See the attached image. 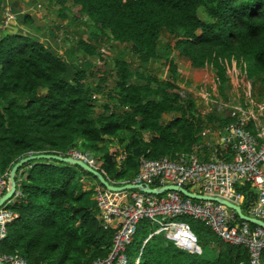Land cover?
<instances>
[{
  "label": "trees",
  "instance_id": "1",
  "mask_svg": "<svg viewBox=\"0 0 264 264\" xmlns=\"http://www.w3.org/2000/svg\"><path fill=\"white\" fill-rule=\"evenodd\" d=\"M47 1L58 5L60 14L68 3L77 7L100 37L129 46L142 65L163 61L170 78L133 71L124 59H115L109 102L95 113L92 95L101 89L99 84L92 88L85 74L87 58L101 56L94 39L93 44L78 40L86 59L76 67L35 36L3 33L0 177L6 181L28 155L88 153L95 169L115 186L135 179L140 159L174 158L196 149L208 160L211 135L203 132L223 134L239 119L222 107L230 99L229 70L236 67L238 76L264 86V0ZM7 8L0 0V22ZM174 52L194 68L211 67L216 93L210 99L221 112L202 115L191 98L180 95ZM241 107L248 109L243 100ZM244 128L259 132L248 118ZM89 177L101 185L78 165L54 159L23 163L14 178L21 196L2 205L18 217L7 226L0 255L18 254L30 264H91L106 258L115 231L101 225L95 186L82 184ZM237 188L253 193L250 184ZM173 220L188 226L200 253L178 247L159 225L143 219L126 247V264H249L247 249L224 243L203 223L187 216Z\"/></svg>",
  "mask_w": 264,
  "mask_h": 264
},
{
  "label": "built area",
  "instance_id": "2",
  "mask_svg": "<svg viewBox=\"0 0 264 264\" xmlns=\"http://www.w3.org/2000/svg\"><path fill=\"white\" fill-rule=\"evenodd\" d=\"M13 18L6 11L0 26L10 24ZM245 120L239 118L238 122L225 127L223 134L209 129L203 132V135H212L211 140L206 142L208 160H202L196 149L174 158L140 159L138 174L128 184L150 189L178 186L190 193L221 198L239 207L241 201L247 202L249 193L239 191L237 186L250 184L252 201L248 205L250 213L245 215L264 222V130L253 135L244 128ZM76 152H69L70 157L94 167L95 161L91 155ZM201 154L204 152L201 151ZM8 187L9 182L0 177V197ZM13 196L16 199L21 194L15 190ZM94 197L102 227L114 230L115 234L108 256L91 264H126V247L143 219L159 225L166 236L177 243L176 231L185 227L189 229L185 223L173 220L179 216L203 223L226 244L247 249L249 264H264L261 259L264 228L241 219L238 222L235 211L223 204L193 200L177 191L160 195L138 189L113 192L102 185L95 186ZM17 217L15 212L0 206V242L6 237L7 226ZM173 229L176 231L171 233ZM0 262L30 264L18 254L0 255Z\"/></svg>",
  "mask_w": 264,
  "mask_h": 264
},
{
  "label": "rangeland",
  "instance_id": "3",
  "mask_svg": "<svg viewBox=\"0 0 264 264\" xmlns=\"http://www.w3.org/2000/svg\"><path fill=\"white\" fill-rule=\"evenodd\" d=\"M6 7L10 9H6V11L11 13L14 18L10 25L0 26V32L35 36L42 44L48 45L53 51L65 56L69 63L75 62L72 64L76 67H78L79 61L86 59L82 51L78 50V40H88L91 43L95 40V45L98 46L97 50L101 56L87 58L89 67L85 71L89 85L96 88L99 84L101 89L100 93L92 95L95 113L100 112L102 104L109 102L107 95L114 85L113 65L115 59H124L133 71L152 74L159 79L170 78L167 66L162 65L163 61H154L148 65L140 64L129 46L114 42L105 36L100 37L97 31L94 32L95 29L91 22L83 16H78V8L70 3L65 6L61 14L59 6L47 0H8ZM25 16H28L27 21L24 20ZM173 60L179 73L176 84L180 95L183 98H191L196 109L202 115L209 110L221 112L220 104L217 105L210 99V96L216 93L213 81L214 73L211 67L194 68L190 65L189 60L179 57L176 52L173 53ZM228 75L230 77V99L222 107H227L233 115L238 113L239 118L241 115L242 118L251 119L255 127L259 128L258 131H263L264 86L255 85L252 81L238 76L239 70L236 67L230 69ZM101 78H105L104 82L100 81ZM242 100L248 106L247 110L242 109ZM165 117L170 119L168 115ZM211 136L207 139L211 140ZM122 159L123 156H120L119 160ZM92 180L91 177L84 178L82 180L83 187L96 186ZM12 199L13 197L5 203L11 204ZM240 207L244 214L250 213V209H246L243 201L240 202ZM175 231L176 229H173L171 233Z\"/></svg>",
  "mask_w": 264,
  "mask_h": 264
},
{
  "label": "water",
  "instance_id": "4",
  "mask_svg": "<svg viewBox=\"0 0 264 264\" xmlns=\"http://www.w3.org/2000/svg\"><path fill=\"white\" fill-rule=\"evenodd\" d=\"M36 159H54V160L70 163L73 165H78L81 168H83L84 170L91 173L93 176H95L96 179L100 182V184L102 186H104L105 188H107L108 190L113 191V192H121V191L138 189V190L143 191L145 193L160 195V194H163L167 191H177V192L181 193L183 196L188 197V198L193 199V200H204V201H211V202L220 203V204L225 205L229 209L235 211V213L239 219L244 220V221L251 223L253 225H257V226L264 228V222H262L256 218L246 216L245 214H243V212L239 206L234 205L227 200L217 198V197H208V196H204V195H198V194L190 193L182 187L172 186V185L165 186V187H162L160 189H150L149 187H146V186L133 185V184H124L122 186H115L110 181H108L97 169L90 166L88 163L74 159L70 156L69 157H62L60 155H50V154L28 155L27 157L21 159L18 163H16L12 167V169L10 170L9 179H8L9 187L6 190L5 194H3L0 197V206H2L7 200H9L13 196V194L16 190V182H15L14 178H15V174H16L17 169L23 163L29 162L31 160H36ZM251 201H252V194L249 195V199L247 200L246 205H249L251 203ZM184 236H185L186 240H188L189 243H192V247L183 248L180 244H178V243H175V244L178 247H180L182 249H186L191 253H193V252L200 253V248L196 244L195 236L186 227L184 228ZM0 264H3V263L0 262ZM241 264H243V263H241Z\"/></svg>",
  "mask_w": 264,
  "mask_h": 264
},
{
  "label": "bare ground",
  "instance_id": "5",
  "mask_svg": "<svg viewBox=\"0 0 264 264\" xmlns=\"http://www.w3.org/2000/svg\"><path fill=\"white\" fill-rule=\"evenodd\" d=\"M177 234V243L180 244L183 248H190L192 247V243H189L184 236V230L178 229L176 231Z\"/></svg>",
  "mask_w": 264,
  "mask_h": 264
},
{
  "label": "crops",
  "instance_id": "6",
  "mask_svg": "<svg viewBox=\"0 0 264 264\" xmlns=\"http://www.w3.org/2000/svg\"><path fill=\"white\" fill-rule=\"evenodd\" d=\"M6 3H8V0H6ZM7 9H9V8H7ZM9 10H10V9H9ZM4 13H5V12H4ZM3 15H4V14H3ZM0 25H1V22H0ZM8 25H10V24H8ZM2 34H3V31L0 32V36H1ZM12 202H14V199H12L11 203H12ZM241 210H242V208H241ZM243 214H244V213H243Z\"/></svg>",
  "mask_w": 264,
  "mask_h": 264
},
{
  "label": "clouds",
  "instance_id": "7",
  "mask_svg": "<svg viewBox=\"0 0 264 264\" xmlns=\"http://www.w3.org/2000/svg\"><path fill=\"white\" fill-rule=\"evenodd\" d=\"M12 197H14V196H12ZM14 199V198H13Z\"/></svg>",
  "mask_w": 264,
  "mask_h": 264
}]
</instances>
